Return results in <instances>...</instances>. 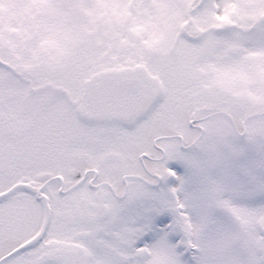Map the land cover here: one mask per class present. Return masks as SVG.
Returning a JSON list of instances; mask_svg holds the SVG:
<instances>
[{
    "label": "snow or ice",
    "instance_id": "1",
    "mask_svg": "<svg viewBox=\"0 0 264 264\" xmlns=\"http://www.w3.org/2000/svg\"><path fill=\"white\" fill-rule=\"evenodd\" d=\"M0 264H264V0H0Z\"/></svg>",
    "mask_w": 264,
    "mask_h": 264
}]
</instances>
